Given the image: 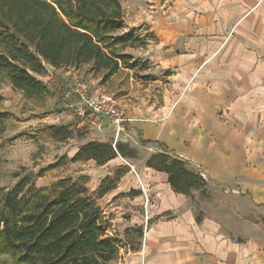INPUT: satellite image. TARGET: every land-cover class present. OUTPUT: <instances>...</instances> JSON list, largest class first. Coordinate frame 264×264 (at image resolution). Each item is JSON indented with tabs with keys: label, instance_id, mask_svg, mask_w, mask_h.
<instances>
[{
	"label": "crops",
	"instance_id": "1",
	"mask_svg": "<svg viewBox=\"0 0 264 264\" xmlns=\"http://www.w3.org/2000/svg\"><path fill=\"white\" fill-rule=\"evenodd\" d=\"M130 30L145 43L123 53L148 61L159 96L128 109L117 101L122 136L142 164L109 160L130 167L98 199L121 239L112 264H264V239L244 218L213 214L198 191L177 193L144 165L166 148L201 174L209 195L220 188L264 208V0H149L117 34Z\"/></svg>",
	"mask_w": 264,
	"mask_h": 264
},
{
	"label": "trees",
	"instance_id": "2",
	"mask_svg": "<svg viewBox=\"0 0 264 264\" xmlns=\"http://www.w3.org/2000/svg\"><path fill=\"white\" fill-rule=\"evenodd\" d=\"M123 25L121 0H0V82L19 92L24 105L37 108L52 95L37 77L47 65L66 69L89 64L103 79L121 67L133 68L135 61L129 63L131 56L123 49L145 41L134 30L117 34ZM7 121V113L0 112V129ZM43 130L57 140L72 135L69 124ZM117 156L136 159L137 150L121 140H90L49 167L87 160L100 166ZM144 165L165 172L177 193L189 196L196 190L208 196L201 174L166 148L147 156ZM129 170L127 164L116 167L92 192L85 187L86 176L62 177L38 188L23 176L2 194L0 254L15 264H112L121 239L109 233L111 223L98 199Z\"/></svg>",
	"mask_w": 264,
	"mask_h": 264
},
{
	"label": "rangeland",
	"instance_id": "3",
	"mask_svg": "<svg viewBox=\"0 0 264 264\" xmlns=\"http://www.w3.org/2000/svg\"><path fill=\"white\" fill-rule=\"evenodd\" d=\"M148 1L121 0L124 24L139 20V15L142 9L146 8ZM130 56L129 63L135 60L133 69L121 67L108 79H103L101 74L92 73L89 64L74 68L69 73L49 67L39 78L48 86L52 95L47 98L44 106L37 108L24 105L19 92L8 82H0V112H6L8 116V121L0 129V204L3 192L12 188L23 176H27L34 188L49 185L62 177L76 179L86 176L85 187L92 192L106 171L112 170V174L114 169L121 165L110 168L112 163L109 161L98 166L93 160H87L67 161L62 165L49 167L63 155L72 156L78 146L86 141L121 140L128 143L122 136L123 132L115 138L113 126L107 119L97 118L95 123H91L90 120L78 118L72 107L75 99L65 98L64 90L69 82L85 81L91 91L110 95L126 109L141 102V97L158 99L156 83L149 82L157 76L154 75L156 71L150 69L151 65L147 60ZM62 124H69L72 130V135L64 140H57L43 130L46 125ZM139 159L137 155L136 159L124 160L137 166L142 164ZM118 160L113 162L125 164L121 159ZM106 195L108 196V193L104 196ZM199 197L209 202V210L215 215L230 214L244 218L246 232L260 233L264 239V208L260 205L243 198L242 195L227 193L220 188L210 191L207 197ZM104 202L106 201H103V206H106ZM111 213L107 209L108 217H111ZM0 264L15 263L8 255L0 254Z\"/></svg>",
	"mask_w": 264,
	"mask_h": 264
},
{
	"label": "built area",
	"instance_id": "4",
	"mask_svg": "<svg viewBox=\"0 0 264 264\" xmlns=\"http://www.w3.org/2000/svg\"><path fill=\"white\" fill-rule=\"evenodd\" d=\"M64 97L75 99L72 107L78 118L90 120L91 123H95L97 118L107 119L113 126L115 138L124 131V109L110 95L93 92L85 81L75 80L65 86Z\"/></svg>",
	"mask_w": 264,
	"mask_h": 264
}]
</instances>
